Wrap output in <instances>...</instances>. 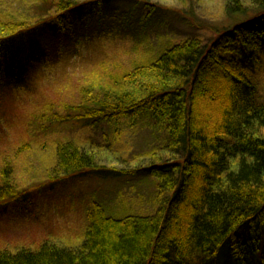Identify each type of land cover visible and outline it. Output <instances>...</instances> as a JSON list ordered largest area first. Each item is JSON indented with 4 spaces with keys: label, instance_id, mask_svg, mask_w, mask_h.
Segmentation results:
<instances>
[{
    "label": "trees",
    "instance_id": "obj_1",
    "mask_svg": "<svg viewBox=\"0 0 264 264\" xmlns=\"http://www.w3.org/2000/svg\"><path fill=\"white\" fill-rule=\"evenodd\" d=\"M223 1L238 22L218 33L219 39L172 46L107 86H84L62 115L37 118L50 130L54 123L96 127L130 115L151 117L165 133L164 145L143 158L144 167L136 164L140 168L117 174L153 177L156 212L115 219L95 204L77 249L47 242L36 251L0 250V264H264V102L248 75L264 68V0ZM46 4L55 10L48 21L64 25L76 19L77 7L95 2ZM146 8L152 18L156 7ZM37 30L38 24L0 19L1 74L13 67L23 77L17 62L19 55L26 58L15 48ZM219 86L224 89L216 110L197 116V106L210 101L206 91ZM56 149L54 181L66 184L90 172L116 174L99 166L98 153L74 143ZM4 180L0 205L14 197Z\"/></svg>",
    "mask_w": 264,
    "mask_h": 264
},
{
    "label": "rangeland",
    "instance_id": "obj_2",
    "mask_svg": "<svg viewBox=\"0 0 264 264\" xmlns=\"http://www.w3.org/2000/svg\"><path fill=\"white\" fill-rule=\"evenodd\" d=\"M47 1L0 0V19L38 24L15 48L26 58L19 55L17 62L23 77L13 67L0 73V179L14 190L13 199L0 205V250L10 253L36 251L47 242L77 249L95 204L115 219L157 210L153 177L117 174L144 167L143 158L164 145L165 133L151 117L130 115L96 127L54 123L46 130L39 116L62 115L84 86H107L136 64L188 40L213 42L238 22L226 13L223 0H72L95 4L77 7L76 19L57 25L48 21L55 10L47 9ZM146 5L156 7L152 18ZM248 75L258 87V101L264 102V68ZM212 87L206 91L210 101L197 106V116L221 102L224 88ZM64 143L98 153L99 166L116 174L90 172L66 184L54 181L59 177L56 148ZM224 249L225 256L229 249Z\"/></svg>",
    "mask_w": 264,
    "mask_h": 264
}]
</instances>
